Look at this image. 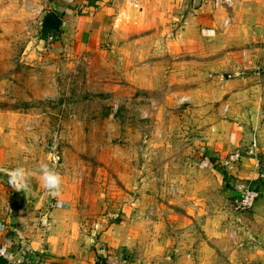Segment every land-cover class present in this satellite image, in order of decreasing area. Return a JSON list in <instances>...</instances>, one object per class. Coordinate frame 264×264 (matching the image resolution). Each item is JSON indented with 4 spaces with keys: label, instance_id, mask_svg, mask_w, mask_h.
<instances>
[{
    "label": "rangeland",
    "instance_id": "obj_1",
    "mask_svg": "<svg viewBox=\"0 0 264 264\" xmlns=\"http://www.w3.org/2000/svg\"><path fill=\"white\" fill-rule=\"evenodd\" d=\"M214 1L132 0L139 23L72 55L42 36L49 0H0V213L2 170L41 182L43 162L48 203L93 219L116 264H264L254 204L234 203L264 196V0Z\"/></svg>",
    "mask_w": 264,
    "mask_h": 264
},
{
    "label": "crops",
    "instance_id": "obj_2",
    "mask_svg": "<svg viewBox=\"0 0 264 264\" xmlns=\"http://www.w3.org/2000/svg\"><path fill=\"white\" fill-rule=\"evenodd\" d=\"M131 4L132 0H49V12L60 20L54 37L72 55L100 53L109 44L112 29H131L133 17L139 23L138 18L145 15L144 7L136 12ZM244 173L243 179H253L249 170ZM48 197L41 192V182L32 180L23 207L11 203L13 211L0 213V244H7L9 256L0 257V264H116L111 256L105 258V251L91 238L93 219H79L59 199L60 205L55 200L50 209ZM45 212L48 222L41 225L39 216ZM249 219L256 230L264 227V196L254 202ZM100 223L96 222L97 231Z\"/></svg>",
    "mask_w": 264,
    "mask_h": 264
},
{
    "label": "clouds",
    "instance_id": "obj_3",
    "mask_svg": "<svg viewBox=\"0 0 264 264\" xmlns=\"http://www.w3.org/2000/svg\"><path fill=\"white\" fill-rule=\"evenodd\" d=\"M8 177V184L14 188L16 191H26L29 188V180L31 173L28 172L23 167H16L13 169L2 170ZM38 171L40 173V180L46 191L53 197H58L61 187V176L54 171L48 163H40L38 166ZM60 201H57L58 206ZM6 250H0V255H4Z\"/></svg>",
    "mask_w": 264,
    "mask_h": 264
},
{
    "label": "built area",
    "instance_id": "obj_4",
    "mask_svg": "<svg viewBox=\"0 0 264 264\" xmlns=\"http://www.w3.org/2000/svg\"><path fill=\"white\" fill-rule=\"evenodd\" d=\"M223 2L226 5H231L232 0H215L214 4L215 6H222ZM239 157V153L235 152L234 154L230 155L231 160H237ZM259 193L258 191L250 186H246L243 188L241 193L236 196L234 199V203L236 204V208L240 211H247L252 208L255 199L258 197ZM54 206V204L51 205V207ZM39 222L41 225H46L49 218V213L45 212L39 216ZM0 250H6L4 255H0L1 258L8 259V247L7 244H0Z\"/></svg>",
    "mask_w": 264,
    "mask_h": 264
},
{
    "label": "trees",
    "instance_id": "obj_5",
    "mask_svg": "<svg viewBox=\"0 0 264 264\" xmlns=\"http://www.w3.org/2000/svg\"><path fill=\"white\" fill-rule=\"evenodd\" d=\"M58 26L59 24L57 23V20L55 18V14L53 12H48L43 16L42 22H41V33L42 36L45 37L47 36V34L52 35L58 32ZM248 182V181H247ZM252 183V187H254L255 189L259 188L258 185H254L253 182H249ZM14 206V205H13Z\"/></svg>",
    "mask_w": 264,
    "mask_h": 264
},
{
    "label": "water",
    "instance_id": "obj_6",
    "mask_svg": "<svg viewBox=\"0 0 264 264\" xmlns=\"http://www.w3.org/2000/svg\"><path fill=\"white\" fill-rule=\"evenodd\" d=\"M55 18L57 20V23H60L59 18L55 15ZM24 199H25V192L24 191H16L11 197V203L15 206L23 207L24 205Z\"/></svg>",
    "mask_w": 264,
    "mask_h": 264
}]
</instances>
